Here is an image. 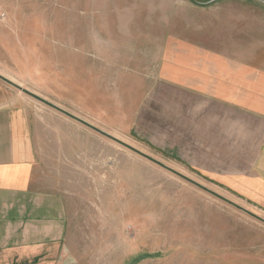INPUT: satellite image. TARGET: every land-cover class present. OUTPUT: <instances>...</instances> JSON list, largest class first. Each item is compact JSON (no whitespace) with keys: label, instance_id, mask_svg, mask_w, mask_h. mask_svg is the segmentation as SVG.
I'll use <instances>...</instances> for the list:
<instances>
[{"label":"rangeland","instance_id":"obj_1","mask_svg":"<svg viewBox=\"0 0 264 264\" xmlns=\"http://www.w3.org/2000/svg\"><path fill=\"white\" fill-rule=\"evenodd\" d=\"M181 46L247 49L248 66L264 70V0H0V74L217 190L144 140L159 124L145 99L189 76L176 75L192 61ZM0 83L50 123L45 150L65 192L72 264L264 259L263 223Z\"/></svg>","mask_w":264,"mask_h":264},{"label":"crops","instance_id":"obj_2","mask_svg":"<svg viewBox=\"0 0 264 264\" xmlns=\"http://www.w3.org/2000/svg\"><path fill=\"white\" fill-rule=\"evenodd\" d=\"M244 50L181 46L192 61L176 75L189 76L145 99L143 110L159 124L150 123L144 140L264 217V70L248 66ZM36 109L0 83V264H72L65 192L45 150L50 123Z\"/></svg>","mask_w":264,"mask_h":264},{"label":"water","instance_id":"obj_3","mask_svg":"<svg viewBox=\"0 0 264 264\" xmlns=\"http://www.w3.org/2000/svg\"><path fill=\"white\" fill-rule=\"evenodd\" d=\"M0 80L6 82L7 84H9L10 86L16 88L17 90L21 91L22 93L26 94L27 96H29V97H31V98H33V99H35V100L47 105L48 107H50L53 110L61 113L62 115H64V116H66V117L78 122L79 124L89 128L91 130H93L94 132H96V133L100 134L101 136H103V137H105V138H107V139L119 144L120 146H122V147H124V148H126V149H128V150H130V151H132V152H134L136 154H138L139 156L149 160L150 162L158 165L159 167L165 169L166 171L174 174L175 176L179 177L180 179L190 183L191 185L201 189L202 191L210 194L211 196H213V197L225 202L226 204L236 208L237 210L241 211L242 213H244V214L250 216L251 218H253V219H255V220H257V221H259V222L264 224V217H262V216L258 215L257 213L245 208L244 206L236 203L235 201L231 200L230 198L218 193L217 191H215V190H213V189L201 184L200 182L194 180L193 178H191V177H189V176L177 171L176 169L170 167L169 165H167V164H165V163H163V162L151 157L147 153L137 149L136 147H134L131 144L119 139L118 137L112 135L111 133H109V132H107V131H105V130L97 127V126H95L94 124H92V123L88 122L87 120H85V119H83V118H81V117H79V116L67 111L66 109L54 104L53 102L46 100L45 98L35 94L34 92L30 91L29 89H27L25 87H22L20 84H18L16 82L10 80L9 78L3 76L2 74H0Z\"/></svg>","mask_w":264,"mask_h":264}]
</instances>
